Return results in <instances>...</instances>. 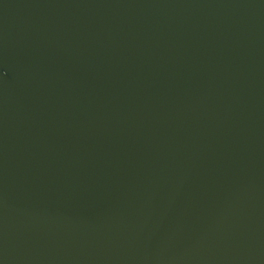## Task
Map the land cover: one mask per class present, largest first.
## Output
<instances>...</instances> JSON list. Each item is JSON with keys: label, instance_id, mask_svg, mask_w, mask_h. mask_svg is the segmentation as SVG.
<instances>
[{"label": "water", "instance_id": "1", "mask_svg": "<svg viewBox=\"0 0 264 264\" xmlns=\"http://www.w3.org/2000/svg\"><path fill=\"white\" fill-rule=\"evenodd\" d=\"M0 264H264V0H0Z\"/></svg>", "mask_w": 264, "mask_h": 264}, {"label": "snow or ice", "instance_id": "2", "mask_svg": "<svg viewBox=\"0 0 264 264\" xmlns=\"http://www.w3.org/2000/svg\"><path fill=\"white\" fill-rule=\"evenodd\" d=\"M3 74H6V71L2 67H0V75H3Z\"/></svg>", "mask_w": 264, "mask_h": 264}]
</instances>
